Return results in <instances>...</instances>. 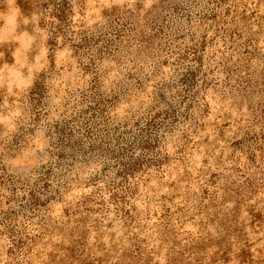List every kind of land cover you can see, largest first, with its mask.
Segmentation results:
<instances>
[{
  "label": "rangeland",
  "instance_id": "obj_1",
  "mask_svg": "<svg viewBox=\"0 0 264 264\" xmlns=\"http://www.w3.org/2000/svg\"><path fill=\"white\" fill-rule=\"evenodd\" d=\"M57 3L0 0V264H264V0Z\"/></svg>",
  "mask_w": 264,
  "mask_h": 264
},
{
  "label": "trees",
  "instance_id": "obj_2",
  "mask_svg": "<svg viewBox=\"0 0 264 264\" xmlns=\"http://www.w3.org/2000/svg\"><path fill=\"white\" fill-rule=\"evenodd\" d=\"M62 3V4H60ZM64 3H65V0H58V3H57V7L54 8V13H52V16L56 19H59V17H61V13H63V8H64ZM53 5L54 3H47L46 6L49 7L50 5Z\"/></svg>",
  "mask_w": 264,
  "mask_h": 264
}]
</instances>
